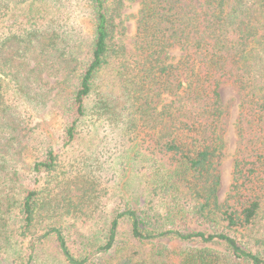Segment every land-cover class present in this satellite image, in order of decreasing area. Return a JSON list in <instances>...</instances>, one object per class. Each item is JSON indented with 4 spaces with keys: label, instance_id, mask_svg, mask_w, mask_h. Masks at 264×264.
<instances>
[{
    "label": "trees",
    "instance_id": "16d2710c",
    "mask_svg": "<svg viewBox=\"0 0 264 264\" xmlns=\"http://www.w3.org/2000/svg\"><path fill=\"white\" fill-rule=\"evenodd\" d=\"M73 2L90 34L56 29V7ZM134 2L136 13L123 15ZM24 7L30 16L14 13ZM56 58L74 80L50 104L62 123L59 148L90 136V154L77 161L47 146L26 164L34 146L22 144L24 77ZM223 83L241 104L220 201ZM116 171L145 192L115 211L98 241L56 225V214L97 207ZM56 251L68 264H264V0H0V264H37Z\"/></svg>",
    "mask_w": 264,
    "mask_h": 264
},
{
    "label": "rangeland",
    "instance_id": "374dc122",
    "mask_svg": "<svg viewBox=\"0 0 264 264\" xmlns=\"http://www.w3.org/2000/svg\"><path fill=\"white\" fill-rule=\"evenodd\" d=\"M138 8V2L127 5L122 11L123 15L136 13ZM41 9L50 12L51 6L46 5L41 7ZM32 10L34 9L24 7L19 11H14V13L19 14L20 17H26L30 16L29 14ZM53 16L56 20V29L64 26L68 32L71 33L72 29L69 26L76 25L86 34H90L91 32L90 21L82 14L81 8L76 2L71 4L67 3L60 8L56 7V12ZM125 25L126 33H133L134 21L131 19L126 20ZM69 35L71 39H74L71 34ZM71 39H68V41ZM172 54L177 58L181 52L175 51L172 52ZM58 59L59 58H56L55 65L51 66L47 71L43 72L37 70L24 77V87L25 90L29 92L28 98L24 103H27L25 107L28 108L27 111L30 116L23 120L28 127L29 138L22 142V144L28 142L30 145L34 146L31 150L29 148L25 149L26 164L31 161L33 155H43L44 149L47 146H52L55 150L71 154L72 156L74 155L77 161L81 160V156L90 154L85 148V145L90 142V136L85 138L82 137L74 146L67 148V151L59 148L62 123L56 111L51 109L50 104L60 90L63 89L65 92L70 91L74 80L70 81L68 80V77L65 80L66 75H69L73 79V73L70 72L69 65L66 62L57 64L59 62ZM106 76L107 73L103 71L99 74L97 81L104 82ZM219 92L222 103L229 111L228 125L224 134L225 157L221 165V187L219 191V200L223 201L229 190L232 178L233 161L238 146L236 125L240 114L241 99L236 87L229 83L221 84ZM23 114L25 115V113ZM88 124L89 121H85L83 125L84 132L82 134L88 131ZM110 166L112 169L115 165L112 163ZM22 170L26 171L27 169L22 168ZM111 179L112 180L108 181L106 184L107 186L104 187V191L106 190V192H104L100 198L97 207L86 204L82 210V214L66 218L59 217L56 214V225L61 224L65 231H79L92 242L96 240L98 241V239L107 231L109 222L115 211L123 209L124 206L134 207L138 201L140 202L142 200L143 193L145 192L141 180H137L136 178L122 179V177L119 176L118 171H116ZM107 191L108 194L106 195ZM112 193L122 197L123 201L121 206L119 204H114L115 195ZM44 251L48 253L52 251V249L48 247L45 248ZM37 264L68 263H66L62 256L56 251V257L46 254L44 260L40 259Z\"/></svg>",
    "mask_w": 264,
    "mask_h": 264
}]
</instances>
